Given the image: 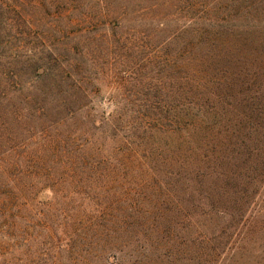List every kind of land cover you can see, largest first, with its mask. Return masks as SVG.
<instances>
[{"label": "rangeland", "instance_id": "obj_1", "mask_svg": "<svg viewBox=\"0 0 264 264\" xmlns=\"http://www.w3.org/2000/svg\"><path fill=\"white\" fill-rule=\"evenodd\" d=\"M254 79L264 0H0V264H264Z\"/></svg>", "mask_w": 264, "mask_h": 264}, {"label": "trees", "instance_id": "obj_2", "mask_svg": "<svg viewBox=\"0 0 264 264\" xmlns=\"http://www.w3.org/2000/svg\"><path fill=\"white\" fill-rule=\"evenodd\" d=\"M237 75L239 76V74L237 73ZM237 78H234V80H236ZM255 79H256V77H255ZM254 79V80H255ZM237 81H239L238 79H237ZM245 84H247L246 82H245ZM226 88L228 87V88H232L233 86H232V83L231 82H227L226 84ZM263 85H261V84H259L258 83V81H254V86L252 85V87L250 86L249 88H247V89H252L253 87L255 88V89H253V91L251 90V93H250V96L251 97H254V99H257V98H259V97H261L263 94H264V87H262ZM257 88V89H256ZM263 88V89H262ZM228 92H230V89H227V91L225 92L224 91V93H222V97L223 98H226V93H228ZM232 94V93H231ZM256 97V98H255Z\"/></svg>", "mask_w": 264, "mask_h": 264}]
</instances>
